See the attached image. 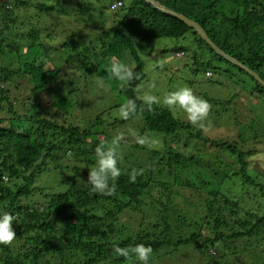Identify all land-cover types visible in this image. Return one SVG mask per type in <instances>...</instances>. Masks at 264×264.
<instances>
[{
	"label": "trees",
	"instance_id": "trees-1",
	"mask_svg": "<svg viewBox=\"0 0 264 264\" xmlns=\"http://www.w3.org/2000/svg\"><path fill=\"white\" fill-rule=\"evenodd\" d=\"M104 1L0 0V209L17 218L16 238L0 245V264H132L115 256L116 243L151 246L150 264L187 248L194 249L184 255L192 262L264 264V151L247 145L264 129L262 114L250 116L247 105L255 99L264 108V86L178 17L145 0ZM155 1L199 23L264 80V0ZM58 29L68 32L59 46ZM159 38L183 42L172 52L182 67L186 59L204 65L207 77L211 67L234 68L254 83L237 98V119L220 136L206 135L204 121L194 126L183 111L175 117L167 106L149 109L139 97L145 73L135 40L152 45ZM112 61L129 64L137 78L114 79ZM92 78L135 100L136 111L128 119L117 111L111 120L105 116L115 104L86 115L79 98ZM208 103L214 109L216 101ZM246 121L256 139L237 130ZM118 133L124 140L116 191L93 194L85 182L94 150ZM133 170L140 173L135 181ZM44 175L52 182L38 185Z\"/></svg>",
	"mask_w": 264,
	"mask_h": 264
},
{
	"label": "rangeland",
	"instance_id": "rangeland-1",
	"mask_svg": "<svg viewBox=\"0 0 264 264\" xmlns=\"http://www.w3.org/2000/svg\"><path fill=\"white\" fill-rule=\"evenodd\" d=\"M108 1L111 0H105L104 2ZM49 18L50 16L47 19ZM54 20H56V18ZM40 25L41 27H43L45 24L44 22H42ZM67 33L68 32L66 29H64L63 32H61L59 29L57 30V35H61V37L59 38L60 42L57 43L58 46L61 42H63L64 35H66ZM182 43L183 42L178 39L159 38L154 40L152 45H146L139 39L135 40V46L137 47L138 53L144 62L143 71L145 73L144 80L137 87L138 95L142 99L144 95L152 94L155 95L158 100H162L163 96L168 92L174 91L179 87H188L187 85H190V88L194 90L195 94L204 98L207 102L213 99L216 101L214 109L213 107L210 109L213 112L211 111V113L204 120L203 126L206 135L211 137L220 136V133L226 130L225 127L231 126L237 119V117L233 113L231 114L232 110L238 103L242 104L237 100V98H239V96L241 95L243 96V98H245L248 95V88H252L254 83L246 75H237L238 71L234 68H231L230 73H224L216 71L211 67L210 71L212 72V75L210 77H207L205 75L204 65H199L194 68L190 61L186 59L184 60L186 61V67L180 66V63H183L182 59L180 60L178 58H174L172 52L177 44L181 45ZM177 63L179 64L177 65ZM47 67H51V64ZM226 76L232 77L233 79L229 80ZM89 82L91 83L90 90L87 91V94H81L79 98L81 101H83V104H87L84 107V112L86 113V115L92 113V111V115L96 112L99 113L103 111H109L107 110L109 107L117 104V106H115L112 111H109L110 115L105 116L111 120L117 117L116 113L117 111H121L122 107H120V105H123L126 102V99L123 96H120L118 91L112 92L106 90L104 88V85L94 78L90 79ZM94 92L95 94H92ZM95 100H97L98 102H95ZM99 102L103 105V109L99 110V107L97 106ZM221 102L226 106L224 110L221 109V107L223 106ZM213 104L214 103H212V105ZM159 105L164 106L162 103ZM247 105L249 108L248 113L250 116L254 117L259 116V113L262 114L261 117H263V119L261 120L262 123L259 127L264 128V108L261 105H258L255 99H251L250 104ZM169 109L175 117H180V115H183L182 109L176 107ZM211 114H217L221 117H214ZM244 117L246 116L240 118ZM224 119H228L229 123L220 125L219 123H221V121ZM248 123L249 122L246 121L244 126H237V130H239L244 137H248L249 139H256V134H254L255 131L251 129L254 128V126H251ZM260 132L261 136H257L259 142H250V144L247 145L250 146L256 144L262 149V151H264V129ZM234 133H236V135H240L236 131L232 132V134ZM151 146L156 147L154 143H152ZM256 157L258 160L262 156L257 155ZM259 166L261 168H264V158L262 159ZM49 180L50 179L48 178V176L44 175L39 178L37 184H43L44 181ZM50 182H52V180H50ZM235 192L237 193L239 191L237 190ZM187 249L185 251V254L189 255L190 253H192L193 248ZM185 254L182 253L180 257L171 259L168 258L162 260V262L159 261V264H209V262L207 263L201 256L200 259H196L199 257V253H196L197 255H193L194 257H196V260L194 262H192L191 259L186 258L184 256Z\"/></svg>",
	"mask_w": 264,
	"mask_h": 264
},
{
	"label": "clouds",
	"instance_id": "clouds-1",
	"mask_svg": "<svg viewBox=\"0 0 264 264\" xmlns=\"http://www.w3.org/2000/svg\"><path fill=\"white\" fill-rule=\"evenodd\" d=\"M110 75L120 82H131L137 77L133 68L129 64L119 61H112L109 69ZM143 103L151 109L153 104H163L169 108H179L183 110L187 121L192 125L203 122L209 113L210 105L202 97L195 94L189 87H179L174 91L165 94L162 100H158L155 95L146 94L142 97ZM136 102L133 99L127 100L120 112L123 119H128L136 111ZM124 140V135L118 133L114 136L111 144L101 143L95 148L94 166L89 170L87 182L93 194L112 195L116 191L115 181L121 174L119 167V147ZM137 143L144 144L143 138L137 137ZM140 173L133 170L130 179L135 181ZM6 179V178H5ZM16 216L9 211L0 209V245H10L16 238L13 229V222ZM113 252L116 257L132 260V264H150L153 249L144 243H137L127 247H121L118 243L114 244Z\"/></svg>",
	"mask_w": 264,
	"mask_h": 264
},
{
	"label": "water",
	"instance_id": "water-1",
	"mask_svg": "<svg viewBox=\"0 0 264 264\" xmlns=\"http://www.w3.org/2000/svg\"><path fill=\"white\" fill-rule=\"evenodd\" d=\"M145 1L149 4H151L152 6H154L155 8L159 9V10L166 12V13H169V14H172V15L178 17L179 19H181L186 25L193 28L194 31L213 49V51H215L218 55L225 58L226 60H228L232 64L239 66L240 68L245 70L248 74H250L253 78H255L262 86H264V80L261 79L260 76L255 71L251 70L249 67L243 65L240 61H238L237 59L233 58L232 56H230L229 54H227L226 52L221 50L211 40V38L208 36L206 31L203 29V27L199 23H197L196 21L186 17L185 15H182V14H180V13H178L172 9H169L167 7L160 5L155 0H145Z\"/></svg>",
	"mask_w": 264,
	"mask_h": 264
}]
</instances>
